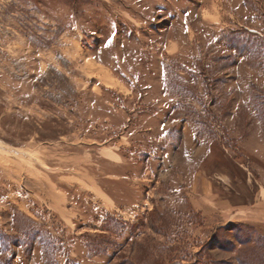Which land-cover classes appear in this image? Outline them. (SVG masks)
<instances>
[{"label": "rangeland", "instance_id": "rangeland-1", "mask_svg": "<svg viewBox=\"0 0 264 264\" xmlns=\"http://www.w3.org/2000/svg\"><path fill=\"white\" fill-rule=\"evenodd\" d=\"M0 264H264V0H0Z\"/></svg>", "mask_w": 264, "mask_h": 264}]
</instances>
